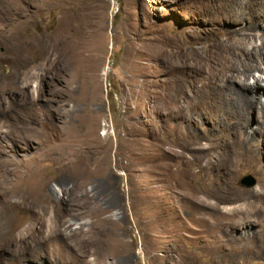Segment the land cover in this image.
Wrapping results in <instances>:
<instances>
[{"label":"rangeland","instance_id":"1","mask_svg":"<svg viewBox=\"0 0 264 264\" xmlns=\"http://www.w3.org/2000/svg\"><path fill=\"white\" fill-rule=\"evenodd\" d=\"M216 19L199 0H0V264H264L232 250L264 171L226 168L231 121L199 143L217 167L178 156L181 110L214 124L209 74L180 89L178 55L208 51Z\"/></svg>","mask_w":264,"mask_h":264},{"label":"bare ground","instance_id":"2","mask_svg":"<svg viewBox=\"0 0 264 264\" xmlns=\"http://www.w3.org/2000/svg\"><path fill=\"white\" fill-rule=\"evenodd\" d=\"M199 1L203 9L216 16V20L222 25L221 31L205 53L196 51L192 54L178 55L176 81L180 84L179 88L183 89L189 70L209 74L208 82L203 84L202 92L200 91L198 108L203 112L204 117L214 124L207 127L204 133L195 134L192 127L201 126V118L191 109L181 110L176 118L179 120V127L188 131V138H185L183 151L178 153V156L185 159L184 162L188 166L202 169L217 167L218 162L207 159L199 143L208 140L211 142V148H220L218 140L222 137L216 132L218 122L228 119L231 121L229 123L231 128L226 136L228 143L222 148L224 156L221 158L226 168L232 170L250 167L262 173L264 171V93L261 92V88L264 87V77L261 76L260 79L252 82L248 81L254 72L264 74V30L260 28V22L264 21V0ZM232 25L237 27L234 29ZM257 39L261 40V44L255 43ZM253 123L256 127H253ZM186 152L191 153L192 157L187 158ZM5 195L0 191V201L6 203ZM237 197L244 198L254 207L251 212L256 217L242 222L244 224L242 228H253L251 232L244 230L233 237L234 256L237 257L240 251L263 254L264 182L246 198L242 194ZM11 202L8 200L7 204L11 206Z\"/></svg>","mask_w":264,"mask_h":264},{"label":"water","instance_id":"3","mask_svg":"<svg viewBox=\"0 0 264 264\" xmlns=\"http://www.w3.org/2000/svg\"><path fill=\"white\" fill-rule=\"evenodd\" d=\"M243 182L247 185H253L255 183V180L252 176H247L243 179Z\"/></svg>","mask_w":264,"mask_h":264}]
</instances>
